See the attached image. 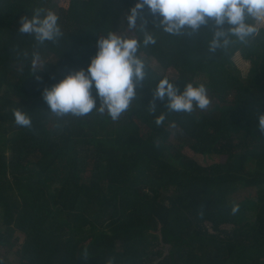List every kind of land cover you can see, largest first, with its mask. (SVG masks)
Returning a JSON list of instances; mask_svg holds the SVG:
<instances>
[{
    "label": "trees",
    "instance_id": "16d2710c",
    "mask_svg": "<svg viewBox=\"0 0 264 264\" xmlns=\"http://www.w3.org/2000/svg\"><path fill=\"white\" fill-rule=\"evenodd\" d=\"M138 2L0 0V264L10 255L17 264H264V27L247 45L213 54L211 23L192 38L170 35L145 6L140 15L156 39L145 47L143 33L127 26ZM37 8L58 16L57 43L37 46L19 32L20 18ZM109 33L141 43L146 78L129 111L116 121L95 110L52 115L43 90L87 72ZM33 52L42 59L35 69ZM164 79L181 92L203 85L209 107L168 112L153 97ZM18 108L31 129L15 124ZM243 193L255 200H240Z\"/></svg>",
    "mask_w": 264,
    "mask_h": 264
},
{
    "label": "clouds",
    "instance_id": "9594fccd",
    "mask_svg": "<svg viewBox=\"0 0 264 264\" xmlns=\"http://www.w3.org/2000/svg\"><path fill=\"white\" fill-rule=\"evenodd\" d=\"M147 6L152 15H159L163 32L192 38L210 23L212 39L209 52L228 50L239 43L247 45L251 38L260 35L257 24L264 23V0H139L128 10L127 26L129 30L138 29L143 33V46L154 45L156 39L147 28V20L140 11ZM58 16L53 11L42 8L34 10L31 17H21L19 32L34 37L37 46L46 41L57 43L63 36L58 25ZM227 26V27H225ZM141 43L136 38L109 33L97 41L98 51L87 68L65 76L51 89L43 90V100L50 112L57 118L66 116L83 117L93 110L107 114L113 121L129 111L137 98V88L145 81L146 64L139 58ZM27 58L28 53H23ZM42 63L39 52L32 53V65L35 69ZM36 72V71H33ZM99 98L97 107L92 90ZM154 99L167 101L168 112L191 114L195 109L206 110L210 105L207 90L203 85L189 83L181 92L169 80H161L153 92ZM155 112V104L149 106ZM17 126L31 129L32 120L22 108L13 110ZM166 119L159 115L155 123L160 126ZM258 131L264 135V114L259 116ZM232 214L239 211L234 205ZM89 253L84 249L82 259L87 260ZM107 264H114L109 258Z\"/></svg>",
    "mask_w": 264,
    "mask_h": 264
},
{
    "label": "rangeland",
    "instance_id": "374dc122",
    "mask_svg": "<svg viewBox=\"0 0 264 264\" xmlns=\"http://www.w3.org/2000/svg\"><path fill=\"white\" fill-rule=\"evenodd\" d=\"M56 2H59V0H56ZM54 3H55V1H54ZM257 26H259L260 28L261 27H264V23L257 24ZM234 63L236 65L237 69H239L243 74L248 73L250 64L247 63V62H245V61H243L242 58L239 55L235 56ZM150 64H151V66L153 68H156V66H157V64H156L155 61L154 62L152 61ZM6 155H7V157H10L11 156L9 151H6ZM196 159H197V161L200 164H204L205 166H211V165L215 164V162H216V160L213 161L211 159L202 158L200 156H197ZM89 176H90V174L87 175V177H89ZM243 198H250L251 200H255V197L253 196V194H250V193H243L242 196H241V198H240V200H242ZM211 233H212V231H211ZM17 237L20 238V240H21L20 242H21V244H23V242L25 241V239L22 236H20V235H17ZM15 252L16 251H14L13 253H15ZM0 254L4 256L5 255L4 250H0ZM151 256L154 258L155 257V254H153ZM7 262L9 264H17L18 263V261H17V259H15V256L14 255H10L8 257V261Z\"/></svg>",
    "mask_w": 264,
    "mask_h": 264
}]
</instances>
